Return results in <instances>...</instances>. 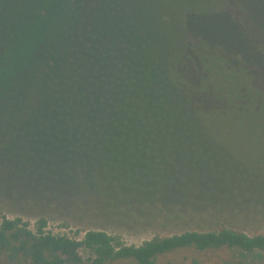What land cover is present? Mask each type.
Returning <instances> with one entry per match:
<instances>
[{"label": "trees", "instance_id": "trees-1", "mask_svg": "<svg viewBox=\"0 0 264 264\" xmlns=\"http://www.w3.org/2000/svg\"><path fill=\"white\" fill-rule=\"evenodd\" d=\"M219 157L264 184V0H0V178L53 194L215 193L240 181L210 169ZM46 227L0 213V264L264 253V234L223 226L140 245Z\"/></svg>", "mask_w": 264, "mask_h": 264}, {"label": "rangeland", "instance_id": "rangeland-1", "mask_svg": "<svg viewBox=\"0 0 264 264\" xmlns=\"http://www.w3.org/2000/svg\"><path fill=\"white\" fill-rule=\"evenodd\" d=\"M243 180L222 189L128 198V193H101L79 185L61 190L36 189L30 183L0 178V213L9 219L21 218L33 226L44 219L46 230L80 240L87 231H103L128 245H140L155 237H167L187 231L210 232L219 227L247 235L264 234V184L252 180L219 157L211 165ZM87 259L88 254L80 250ZM204 264L243 260L264 264V253H242L222 248L206 252L179 251L164 256L160 264H188L191 259Z\"/></svg>", "mask_w": 264, "mask_h": 264}]
</instances>
